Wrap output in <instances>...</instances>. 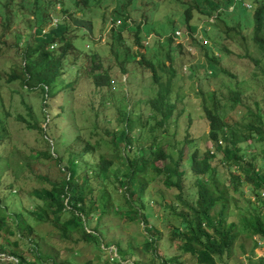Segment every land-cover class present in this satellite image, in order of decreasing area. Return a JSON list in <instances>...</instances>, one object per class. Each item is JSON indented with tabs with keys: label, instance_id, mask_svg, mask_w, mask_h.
Here are the masks:
<instances>
[{
	"label": "rangeland",
	"instance_id": "1",
	"mask_svg": "<svg viewBox=\"0 0 264 264\" xmlns=\"http://www.w3.org/2000/svg\"><path fill=\"white\" fill-rule=\"evenodd\" d=\"M22 1L15 0L12 13L18 11L17 5ZM210 1L221 4L222 12L229 10L241 15V22L244 21L243 12L247 10V15L254 16L260 2H264L257 0L260 1L258 5L256 0H241V4L234 7L236 11H233V5L226 7L229 9L223 6L227 0ZM90 2L92 9L81 3L82 12L79 13H76L73 5L70 6V14L94 25L90 33L87 26L76 23L82 20L74 19L72 22L69 17V23L74 24L71 28L72 38H76L73 41L75 48L65 57L64 70L53 86L51 93L54 97L50 98L47 107L50 119L48 128L42 89V93L39 89L29 92L17 81L4 84L1 90V99L7 106L0 107V112L5 111L3 117L7 136L0 141V215L10 228L1 229L0 242L8 250L24 252L25 256L34 261L36 257L32 251H28L29 244L31 240L34 244L39 242V251L45 264H133L137 259L140 264H163L162 260L172 258L178 259L181 264H196L195 257L184 252L183 242L178 238H171L174 228H182L181 219L175 212L189 211L187 207L180 206L178 191L168 189L164 185V176L156 174L152 169L143 177L144 180L139 179L146 186L142 197H136V207L146 205L148 225L145 226L141 220L132 221L126 217L130 208L121 194L126 186L118 185L113 175L119 172L118 175L123 176L129 171L123 164L126 156L134 158L142 155L149 159V142L153 136L157 137L158 144L163 145L175 159L179 157L181 150L187 154L184 164L187 175L182 194L189 204H195L198 193L196 178L190 172L191 155L198 150L199 158H203L206 150H216L209 140L210 126L206 121L204 105L213 107L216 98L226 110L230 125L236 129L246 130L247 125L254 121L250 109L258 113L260 107L264 121V55L253 41V27L247 28L250 25L247 21L242 29L236 25L235 29L229 31L231 38L224 34L219 37L218 32L221 35L229 30L226 19L229 24L235 23V20L231 16H223L224 21L210 18L212 23L207 24L208 17L201 13L207 8L204 0H136V4L129 0ZM192 2L202 4L201 11L190 9L189 4ZM117 5H120V17H127L130 10L138 12L134 14L135 11H131V21L125 26L121 23L120 28L108 19V14L119 13ZM244 6H248L249 10ZM189 9L190 19L186 13ZM0 13V72L7 79L12 70L21 74L20 67L25 60L21 56L24 51L21 50L19 38L27 34L32 41L34 28L30 30V20L34 16L28 19L26 16L13 17L7 23L5 14L1 11ZM133 20L135 24L131 23ZM214 23L218 32L211 26ZM132 25L135 28L132 29ZM190 26H197L199 29L190 32ZM138 28L141 29L140 40L135 36ZM113 32H121L129 44L125 43L120 49ZM169 38L174 39L171 47L173 52L172 57L167 59L165 56L169 50ZM213 39L218 41L214 42ZM133 40L140 44L132 43ZM130 44L131 52L126 48ZM206 46L213 48L214 54L220 58L219 64L204 54L203 47ZM55 49L58 50L59 47ZM124 51L133 54L131 61L124 64L127 73L120 67L125 59ZM116 52L120 53L119 59L115 57ZM97 55L100 58H96ZM144 59L157 64V70L153 72L148 64L139 63ZM255 60L260 63L257 65ZM165 65L172 66L171 70L161 71ZM221 69L226 70L227 74H223ZM105 70L111 76L112 88L101 90L103 88H98L93 78L97 74H103ZM171 72L175 73V77L170 76ZM155 74L159 76V81L155 80ZM163 87L165 91L170 90L168 92H171V100L176 107L171 119L162 127H158L153 120L145 126L143 123L141 125L139 116H144L142 121H146L147 115H150L148 102ZM234 92L241 94L244 106L234 103ZM125 109L135 119H131V137L137 145H134L129 154L124 152V144H119L120 148L116 149L112 141L113 136L122 129L119 123L122 119L120 113ZM19 114L31 124L43 128L51 149L56 152L54 156L61 159L60 164L54 160L35 157L37 153L47 151V143L43 141L37 128L30 129L27 123L17 120L16 116ZM116 150L118 159L113 163L109 178L96 177L94 172L99 171L101 159L115 156ZM242 150L246 162L252 159L251 156L256 157V171L264 179V140L255 137L243 144ZM119 153L122 156L120 160ZM223 159V151L216 152V157L212 160L216 170L214 180L217 189L227 193L225 218L227 223L233 220L237 223L239 236L230 257H224L219 264H260V260H264V240L254 235L252 225L256 224L255 213L264 212L261 202L264 196L262 194L258 198L253 183L247 181L246 176L250 169L247 165L243 168L231 167L222 163ZM73 162V167L77 168L80 176L78 181L88 182V186L97 192L95 197H100L103 190L107 197H113V208H110L109 214L101 219L100 212L94 211L88 220L84 219L83 225L88 232H94L98 228L97 233L102 240L100 246L93 237L84 239L81 231L69 233L68 238L63 236L61 228L71 219L68 212L62 215L58 225L54 221L40 223L34 215L30 216V212L42 205L32 192L50 188L51 183L61 182L66 177L65 169ZM234 172L241 177L238 186L232 177ZM43 177L50 180L49 184L41 179ZM90 197L87 198L88 202ZM116 206H123L121 215L113 212ZM72 207L70 204L67 209L71 210ZM221 209L222 205H218L214 213L217 214ZM23 220H27L26 228L32 226L33 233H27L25 228L22 236L17 223ZM152 230L156 233L153 234ZM153 238L157 239V255L153 250H148L146 245ZM126 254H132L133 257L126 261L123 259ZM10 260L7 252L0 254V264L10 263ZM167 264L173 263L169 261Z\"/></svg>",
	"mask_w": 264,
	"mask_h": 264
},
{
	"label": "trees",
	"instance_id": "2",
	"mask_svg": "<svg viewBox=\"0 0 264 264\" xmlns=\"http://www.w3.org/2000/svg\"><path fill=\"white\" fill-rule=\"evenodd\" d=\"M135 1L136 0H129L130 3L133 2L136 4ZM204 1L207 3V8H204L203 11H201L200 8L202 7V4L199 5L197 2H194V4L193 2L189 4L190 9L201 11V13L208 17L206 19L215 17V20L217 19V21H224L223 16H231V19L235 20V23L229 24V21L226 19L228 25L225 22L224 23L229 30L227 32H223L221 35L217 30L218 28L216 27V24L214 23L211 25L213 30H217L219 37L224 34L231 38L232 36L230 35L229 31L235 29L236 25L239 29H242L244 23L248 21L250 25H248L247 28L253 27V41L264 55V2L256 0L258 5L259 2L261 5L254 13V16L247 15L246 10L243 12L244 21L241 22V15L238 13H233L229 10H224V12H222L223 10H221V4L210 0ZM80 2L84 3L87 7L89 5L88 1L86 0H76L75 3L68 0H66V2L65 0H23L21 4L17 5L19 6L18 11L16 13H12L11 9L15 5V0H0V11L5 14L7 23L10 22L13 17L20 18L21 16H26L28 19L30 16H34V19L30 20V30L34 28L33 36H31L32 41L27 34L19 38V42L21 43L22 47L21 50L24 51L21 56L25 60L22 67H20L21 74L12 70L11 74L7 76V79H4L2 73L0 72V107H7L1 99L3 97L1 90H3L2 88L4 84L20 81L21 85L26 87L29 92H34L37 89L41 91L42 89L43 93L42 91L41 93L44 99V113L46 114V118L48 120V128L50 119L47 107L49 101H51L50 98L54 97V95L51 93L53 86L64 70L63 62L65 57L68 55L71 49L75 48L73 41L76 38L72 39L73 30L71 28L72 25L69 23V17H74L73 14H70V6L73 5L75 7L76 13L82 12V9L79 8ZM240 2L241 0H227L223 6L225 8H230V6L233 5V11H236V8L234 9V7L236 5L239 6L241 4ZM117 8L119 13L117 15L108 14V19L114 21L118 28H120L119 25L121 23L125 26L128 24V21H131V11H135L134 14H138L136 10H130L127 13V17H120V5H117ZM244 8L249 10L248 6H244ZM190 9L186 11L188 19H190ZM0 15L2 16L1 13ZM53 18H57L56 25H53L46 31L47 26L50 25V23L53 21ZM103 18L104 16L101 17V20H103ZM80 20L82 21H76V23L82 26H87L88 31L91 33L94 23L87 22L82 18H80ZM131 23L135 24V21L133 20ZM208 24L210 23L208 22ZM131 27L132 29L135 28L133 25ZM197 29V26L189 27L190 32H196ZM140 34L141 29L138 28V31L135 35L138 40L141 38ZM113 36L115 41L119 42L120 49L122 45L124 46L129 44L124 40L125 38L121 32H113ZM213 40L214 42L218 41L215 39ZM122 41H124V44H122ZM173 41V38H169V41L167 42L169 49L167 51V55L165 56L167 59L172 57L173 48L171 47L173 45ZM135 42V40L132 41V43ZM135 44L140 43L137 42ZM56 47H59V49L56 50ZM126 48L128 51H132L131 44ZM203 48L205 49L204 54L210 57L213 62L219 64L220 58L214 54V51L212 50L213 48L211 46H206V48ZM225 50L228 51V48H225ZM128 51L127 53L124 51L125 59L123 63H120L121 70H123L124 73H127L124 64L130 62L133 57V54L128 53ZM219 56L221 57V55ZM115 57L116 59H119L120 53L116 52ZM247 57L249 56L247 55ZM96 58H100V56L97 55ZM133 60H135V57ZM143 62L148 64L149 67L153 68V72L157 70L158 65L152 60L145 61L144 59L140 63L144 64ZM255 63L258 65L260 62L255 60ZM171 68L172 66L167 67L165 65V67L160 70L165 72V70L170 71ZM105 71L106 72L103 74H97L93 78L95 85L100 89L103 88L101 90L112 88L111 76L108 70ZM221 72L223 74H227L226 70L221 69ZM174 74L175 73L171 72L170 76L175 77ZM154 78L156 81L160 80L159 76L156 74L154 75ZM168 91L170 90L168 89ZM168 91H165V87H163L158 92L156 97L149 100L148 106L150 115H147L148 117H146V121H142L144 116H139L138 120L139 122L141 121V125L143 123V126H145L148 122L153 120L157 122L156 124L158 127H162L167 124L168 120L171 119L176 107L171 100V92ZM233 97L234 98H232V100L235 104H241L244 106L241 94L239 92H234ZM126 102L130 103V100L126 99ZM203 110L206 115V121L210 126V132L208 135L209 140H211V142L214 144V148L217 151L208 149L205 151L203 158H199L200 154L198 150L194 151L191 155L190 172L196 178V187L198 193V199L195 204H189L182 194L183 184L187 175V171L184 168V164L187 161V154L184 152V150H181L179 157L175 159L170 153L167 152L163 145L158 144L157 137L153 136L152 141L149 142V148L147 149L150 155L149 159L142 155H139V157L134 156V158L126 156L123 160V164L129 168V171L123 176L118 175L119 172L114 173L113 176L115 177L118 185L123 184L126 186V190L121 193L123 200L130 208V211L126 212V217L132 221L135 219L141 220L145 226L148 225L146 205L142 204L136 207V197L137 195H139V198L142 197L146 186L145 182L140 183L139 179L144 180L143 177L149 173L150 169H152L156 174L164 176V185L168 189H176L178 191L177 199L180 203V206H185L189 210L188 212H175L181 219L182 223L180 225L182 228H174L171 238H178L183 242L182 248L184 252L190 253L192 256H194L196 259V264H219V261L224 257H230L231 251L238 239L239 233L237 231V223L234 220L230 223H227L226 221L225 215L227 213L228 201V198L226 197L227 193L217 189L216 181L214 180L216 170L212 165V160L216 157V152L220 153V151H223L224 159L222 163L231 167L238 166V168H243L245 165H247V167L250 168L246 176L247 181L253 183L255 187V195L258 198H261L262 194L264 196V179L263 177H260L259 173L256 171L254 164L256 157L251 156L252 159L248 160L249 162H246L245 153H243L242 150L243 144L253 140L255 137L256 139L264 140V121L260 113L262 112L260 107L258 108V113H255L250 109L249 112H251L255 118V123L253 121L248 124L246 130L236 129L230 125L228 118L226 117V110L221 106V102H219L216 98L214 99L213 107L204 105ZM4 112L5 111L0 112V141H2L5 136H7V129L6 126H4ZM7 114L9 115V112H7ZM131 114L132 113L126 109L124 112L120 113L122 119L119 121V123L121 124L122 129L115 136H113L112 140L116 149L120 148L119 144H124V152L127 154L131 152V150L134 148V145H137L131 137V131L133 129L131 121L133 118H131ZM134 116L137 115L134 114ZM16 117L17 120L27 123L30 129L37 128V130H39L40 134L43 136V141L47 143V151L37 153L35 157L54 160L60 164L61 159L54 156L56 152L54 149H51V144L47 140L46 132L43 130V128H39L37 124H31L21 114ZM133 120L135 121V119ZM153 131L154 128L152 127V132ZM117 153L118 150H116L114 154L115 156L103 157L101 159L99 171L94 172L96 177L109 178L113 163L116 159H118ZM120 159H122V156L119 153V160ZM73 165L74 162L71 164V166L65 169V171H67V173H65L66 177L61 182L51 183L50 188H42L41 190H34L32 192V194L42 202V205L37 206L32 212H30V216L34 215L39 221H41L40 223L54 221V224L58 225L61 222L62 215L68 212L71 214V219L68 222H65L64 226L61 228L63 236L68 238L69 233L76 230L78 232L81 231L84 239L93 237L95 239V243L99 244L100 246L102 240L97 233L98 228L96 227L94 232H88L83 225L84 219L88 220V218L93 215L94 211L100 212L101 219L103 216L109 214L110 208H113V205L111 204L113 197H111V199L110 197H107V193L104 190L102 191V195L100 197L99 195H97L98 197H95L94 195L95 193L97 194V192L88 186V182L78 181V177L80 176L77 174V168L73 167ZM207 176H209V178H207ZM232 177L236 186H238V184L241 182V177L237 172H234ZM41 179H43L48 184L50 182L47 177H43ZM218 190L219 192H217ZM88 196H91V200L89 202L87 201ZM261 202L263 205L262 208L264 209V198H262ZM70 204L73 206L71 210L67 209ZM218 205H222V209L216 214L214 211ZM122 209L123 206H116V208L114 207L113 212L116 215H121ZM173 209L175 210L176 208L173 207ZM254 217L256 219V224L252 225L254 235L256 234L260 237V239L264 240V212L258 211L255 213ZM17 224L22 236H24V229L27 226V220H23V222ZM2 228L9 229L10 226L8 222H5L2 215H0V231ZM26 232L31 234L34 232V229L32 226H28L26 228ZM152 233L154 234L156 231L152 230ZM146 245L148 250H153L157 255V239L153 238V240L147 242ZM28 251H32L31 253L36 257V261L29 259L24 255V252L19 250H8L5 244L0 242V254L7 252L11 258L10 263L7 264H45L43 261L45 259L39 251V242H35L34 244L33 240H31ZM123 257V259L127 261L133 256L132 254H126ZM12 258L17 261L13 260ZM169 261L173 264H181L176 258L165 261L162 260L163 264H167ZM260 261V264H264L263 259ZM133 262V264H140L139 259Z\"/></svg>",
	"mask_w": 264,
	"mask_h": 264
},
{
	"label": "clouds",
	"instance_id": "3",
	"mask_svg": "<svg viewBox=\"0 0 264 264\" xmlns=\"http://www.w3.org/2000/svg\"><path fill=\"white\" fill-rule=\"evenodd\" d=\"M86 1H88V9H92V6H91V2H90V0H86ZM65 2H66V0H65ZM80 4H81V2H80ZM79 8H80V6H79ZM81 15V14H80ZM71 19H72V22H74V19H80V17H70ZM212 18H215V17H212ZM54 20H57V18H53V21L50 23L51 25L48 27V29L50 28V27H52L53 25H56V23H57V21H56V23H54ZM207 21V24H208V22L209 23H212L211 21H210V19H207L206 20ZM70 23V25H72V26H74V24L73 23ZM198 29H199V27H197ZM48 29H46V31L48 30ZM198 29H197V31H198ZM73 39V38H72ZM53 48V47H52ZM139 63H140V61H139ZM13 260H15L14 258H12ZM15 261H17V260H15Z\"/></svg>",
	"mask_w": 264,
	"mask_h": 264
}]
</instances>
